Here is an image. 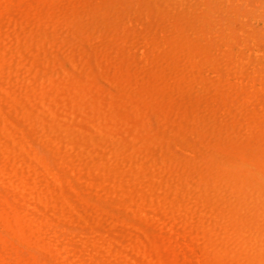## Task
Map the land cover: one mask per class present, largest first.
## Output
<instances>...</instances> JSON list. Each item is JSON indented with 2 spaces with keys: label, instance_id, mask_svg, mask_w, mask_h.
Instances as JSON below:
<instances>
[{
  "label": "bare ground",
  "instance_id": "1",
  "mask_svg": "<svg viewBox=\"0 0 264 264\" xmlns=\"http://www.w3.org/2000/svg\"><path fill=\"white\" fill-rule=\"evenodd\" d=\"M76 1L0 0V264H264V0Z\"/></svg>",
  "mask_w": 264,
  "mask_h": 264
},
{
  "label": "rangeland",
  "instance_id": "2",
  "mask_svg": "<svg viewBox=\"0 0 264 264\" xmlns=\"http://www.w3.org/2000/svg\"><path fill=\"white\" fill-rule=\"evenodd\" d=\"M76 2L79 4V6H83L85 4V0H78ZM59 8L60 7L50 6L49 0H42V2H40V3H33V4H31L29 6V8H28V12H29V14L31 16L37 18V16H38L37 14H39V11L40 10H43L46 13H50V14H55V13L58 14ZM22 15L23 14H21V15H19L17 17H14V18H17V19L20 20V17ZM18 22H23V21L21 20V21H18ZM66 29L67 30H64V29H62V30L66 33L67 36H69L71 38L72 37V33L70 32V30H69L68 27H66ZM47 32H49V31H47ZM125 33H126V31H124V30H118L117 32H115V34H114V43L118 45L123 40ZM84 35H85L84 36V41H86V39L92 37L93 32H92V30H89V31L84 32ZM53 45H54L53 46V51L56 52V54L62 55L63 52H65L64 48H61L56 42H54ZM94 46L95 47H93V48H90V47L86 46V48L88 50H92L93 52H98V53L103 52V46H102V44L97 43V44H94ZM69 58L72 61H76V54L72 52L70 54V57ZM247 82L248 81H244V83H247ZM250 83L251 84H254V81H250ZM256 87L259 88V89H261L258 86H256ZM178 234H179V237H180L181 242H183L186 245V247H188L189 250H190L189 251L190 252L189 257L192 260L194 259L195 261L200 260L201 254L199 253L198 249L195 248L194 243L185 240V236H186L185 229H181Z\"/></svg>",
  "mask_w": 264,
  "mask_h": 264
}]
</instances>
